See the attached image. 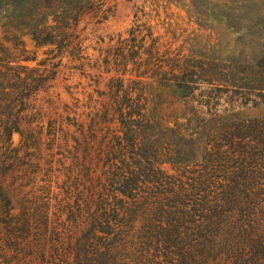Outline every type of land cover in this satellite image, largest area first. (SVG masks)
Listing matches in <instances>:
<instances>
[{"label":"trees","instance_id":"trees-1","mask_svg":"<svg viewBox=\"0 0 264 264\" xmlns=\"http://www.w3.org/2000/svg\"><path fill=\"white\" fill-rule=\"evenodd\" d=\"M64 2L71 4L0 0L3 42L16 41L12 52L0 42V264H264V179L247 176L264 171V124L233 121L198 164L160 162L173 145L153 137L144 144L134 132L156 128L139 82L108 68L115 75L105 99L87 114L71 86L64 85L71 105L55 90L63 58L84 59L74 34L81 10L47 13ZM25 12H46L30 35L36 47L53 48L34 67L26 63L35 57L19 48L16 20ZM9 19L16 22H2ZM208 63L160 71L169 78L159 84L182 92L197 111L234 120L247 93L229 101L237 85ZM247 86L240 88L264 94V85Z\"/></svg>","mask_w":264,"mask_h":264},{"label":"rangeland","instance_id":"rangeland-1","mask_svg":"<svg viewBox=\"0 0 264 264\" xmlns=\"http://www.w3.org/2000/svg\"><path fill=\"white\" fill-rule=\"evenodd\" d=\"M68 1L70 5L59 3L47 13L60 7L57 15L62 17L81 10L74 34L81 42L84 59L63 58L57 69L55 89L62 93V100L71 105L75 101L65 94L64 85L71 86L73 97L79 101V112L87 114L100 108L110 77L115 75L113 72L107 74L106 70H120L119 76L125 83L139 82L144 88L145 115L156 126L154 131L145 127L134 129L135 134L144 144L153 137L159 145H173L172 155L164 153L160 162L174 159L191 166L202 160L209 143L217 145L213 139L228 130L233 121L264 124V94L240 88L264 85V0ZM45 13L36 16L25 12L16 20L21 27L19 48L27 50L25 56L35 57V61L26 63L30 67L45 60V53L53 49L36 47L30 35L41 26ZM51 20L49 24L52 25ZM3 21L16 22L15 19ZM3 35L0 25L1 46L12 52L16 41L4 43ZM201 61L209 62L208 67L215 73L223 72L239 86L231 87L234 92L226 96L229 101L237 100L238 91L247 93L246 104L235 111L234 120L221 112L215 116L208 115L206 109L197 111L196 102L183 97L182 92L159 84L168 85L166 79L169 78L165 74L157 76L160 71L197 65ZM81 64L84 66L79 67ZM253 64L257 67L240 74ZM242 78L244 80H240ZM18 140L15 134L14 143ZM252 147L247 149L250 163L258 157ZM162 167L170 175L177 174L167 163ZM247 176L264 179V171L257 173L250 169Z\"/></svg>","mask_w":264,"mask_h":264}]
</instances>
